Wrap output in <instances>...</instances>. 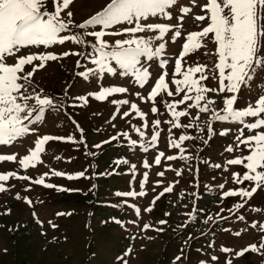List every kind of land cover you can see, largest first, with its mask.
Masks as SVG:
<instances>
[{
	"label": "rangeland",
	"instance_id": "obj_1",
	"mask_svg": "<svg viewBox=\"0 0 264 264\" xmlns=\"http://www.w3.org/2000/svg\"><path fill=\"white\" fill-rule=\"evenodd\" d=\"M108 2L109 0H73L69 10L74 14V21L79 23L95 14ZM178 3L182 6H190L193 12L200 14V9L191 4V0H178ZM173 14L175 16L177 13L174 11ZM190 16L191 14L186 16L183 21L181 31L185 36L190 31L199 30V22H195ZM149 21L167 22L162 18L151 17ZM176 22L175 19L171 21V23ZM73 31L81 30L73 29ZM119 38L121 37H105L109 41ZM86 39L94 42L92 37ZM165 42V51L160 57L153 60L141 58L144 66L148 67L152 74L149 84L163 71L159 68V61L168 60V67L171 68L181 50V39L173 43L166 36ZM158 43L160 41H153V47ZM204 43L206 47L185 57L182 61L185 67L196 63L212 67L215 56L205 53L214 52L215 46L209 40ZM48 50L57 54L63 51L90 52L91 47L66 42L64 45H53L51 49H44V51ZM78 59L87 67H95L90 61H85L81 57L70 56L59 61H49L44 68L36 72L33 86L37 92L43 90L42 96L54 98L56 107L46 111L42 121L30 126L35 128L34 132H30L11 145H0V155H17V161L0 162V174L15 172L17 176L30 177L29 180L10 177L7 182H0L4 183L7 189L5 192H0V264H125V262L127 264H199L201 260L207 261L208 264H225L228 258H232L233 264H264V255L257 252H247L237 259L233 258V253H223L220 250L222 246L237 250L253 243L259 244L260 236L264 235L259 231V224H264V187L239 209L235 205L244 203L240 197H222L223 191L251 187V182H245L243 185L232 182L230 172L243 173L244 169L241 166L225 164L226 159L242 154L239 150L234 153L226 151V147L234 143L235 129L238 125L231 121H214L211 139H208L206 131L201 132L196 127L172 129L170 134L168 132L170 125L165 121L171 119V116L161 98H157L160 102L155 105L159 108V112L152 114L151 102L142 101L135 95L137 91L141 95H146L147 84L144 88H140L131 76L108 74L100 80L95 76L84 80L77 75L84 70L76 67ZM204 83L208 87L217 86L216 81L211 78ZM262 83L264 77L250 84L253 102L261 91L259 85ZM101 85L127 87L129 91L115 94L105 101H96L89 97V103L84 106H79L81 102L73 99L86 95L87 92L97 91ZM170 87L175 86L170 85ZM66 90L67 95H65ZM240 95L238 106L243 107L249 93L242 92ZM112 99H128L130 103H136L142 111L148 113L149 121L161 120V135L155 147H150L148 152L142 150L139 143L141 138L132 130L129 120L137 126H140L142 121L134 112L130 117H123V111L130 110L128 105L119 106L120 111L116 112L117 105L110 103ZM173 99V97H163V100L167 101ZM190 119V117L181 118V122L188 123ZM205 119H208V115L201 114V120ZM73 120L83 129V133L76 128ZM113 124L115 128L112 127ZM224 128H231L232 131L227 136H220L218 133ZM124 131L129 133L131 139H136L138 144L132 146L128 140L120 137L118 140L102 144L100 148L94 147L102 141L109 140L117 132ZM144 131L146 135L143 140L147 144L150 140L151 125ZM181 134L197 137L181 145L185 149L184 155L191 156L192 159L167 161L162 158L161 165H155L154 157L160 151L165 152L166 155L179 156V150L172 149L168 145V140L178 139ZM43 135L72 136L76 141L83 136V142L50 141L45 144V151L41 153L42 162H37L35 167L23 168L18 160L29 154V149L34 148L37 137ZM199 137L208 139V143L204 144ZM89 152L95 155H88ZM243 154H246V151ZM125 159L128 164H115V161ZM145 160L151 163L150 168H144ZM204 160H207L208 164L203 163ZM216 163H221L224 167L214 168L212 165ZM131 165H136L134 171ZM169 165L171 169L182 170V175L177 176L175 171L168 168ZM54 171L66 175L55 176L52 174ZM160 171H164L163 177L157 175ZM79 172H85V176L67 179V175L75 176ZM144 172L148 173V182L143 189H140L139 181L143 179ZM41 177L46 184L51 183L55 187L47 188L33 183ZM157 181L161 183L157 185ZM220 184H224L225 187L221 189ZM168 186H172L173 191L165 193L153 205L151 203L153 198ZM141 190L147 194L136 197L116 195L117 192ZM178 192H184L185 201L175 199L174 195ZM200 193L204 196L213 195L221 201L212 208L209 199L200 202L197 196ZM28 200L31 204L27 202ZM195 205L202 218L197 217L193 228L189 227V223L186 229L191 214L190 208ZM147 207H151L152 210L145 211ZM137 208L140 209L139 215L136 213ZM57 213H65V215L58 216ZM166 213L170 215H165ZM240 215L245 217L244 221L237 220L236 217ZM209 216L212 219L209 220ZM221 217H224V225L229 231L213 233L214 243L219 248L216 253L210 252L204 256L203 251L209 252L210 242L209 234L202 236L203 232L209 227L214 232L215 220L222 219ZM161 220H165L166 223L160 224ZM49 221L56 227H52ZM246 222H257L258 227L252 228L248 225L241 229ZM145 224L150 227L144 229ZM237 231H241L239 237L233 234ZM178 255L181 256V260L175 261ZM213 255L219 260L211 261Z\"/></svg>",
	"mask_w": 264,
	"mask_h": 264
},
{
	"label": "snow or ice",
	"instance_id": "obj_2",
	"mask_svg": "<svg viewBox=\"0 0 264 264\" xmlns=\"http://www.w3.org/2000/svg\"><path fill=\"white\" fill-rule=\"evenodd\" d=\"M71 4L73 0H0V145H11L30 132H34L35 128L30 126L42 121L46 111L56 107L54 98L42 96L43 90L37 92L33 86L36 72L44 68L49 61H59L70 56L81 57L95 65V67H87L81 64L80 59L76 60V67L84 69L77 75L84 80H88L90 76L100 80L108 74L131 76L140 88H144L147 84L146 95H141L139 91L135 92V95L142 101L151 102L152 114L159 112V108L155 105L160 102L157 98H161L171 116V119L165 121L170 125L168 129L170 134L172 129L196 127L201 132L206 131L208 139H211L214 121H231L237 124L234 143L227 146L226 151L234 153L239 150L242 154L226 159L225 164L241 166L244 169L243 173L230 172L232 182L239 185L251 182V187L223 191L222 197H240L244 203H237L235 207L243 208L245 203L264 187V83L259 85L261 91L254 102L250 88L254 80L264 77V0H199V2L191 0V4L200 9V14L193 12L190 6L180 5L178 0H109L99 11L79 23L74 21V14L69 10ZM174 11L177 13L175 16ZM189 14H191L190 18L199 22V30L190 31L185 36L181 30L183 21ZM150 17L162 18L167 22H150ZM174 19L177 22L171 23ZM73 29L81 31H73ZM138 33L144 35L139 36ZM149 33L152 35L148 36ZM166 36L173 43L181 39V50L171 68L168 67V60L159 61V68L163 71L149 84L152 74L148 67L144 66L141 58L153 60L160 57L165 51ZM87 37L94 38V42L87 40ZM105 37L121 38L109 41ZM206 40L211 41L215 46L214 52L205 53L215 56L212 67L209 68L203 63L185 67L182 63L185 57L206 47L204 43ZM153 41L160 43L153 47ZM66 42L81 46L90 45L91 51H63L59 54L51 50L44 51L51 49L53 45H64ZM210 78L216 81V87H208L204 83ZM170 85L175 87L171 88ZM128 91L127 87L101 85L97 91H90L73 99L81 102L79 106H84L89 103V97L96 101H105L115 94H124ZM242 92H248L249 95L245 98L244 106L239 107L238 101ZM164 96L174 99L163 100ZM175 97L179 98L175 99ZM110 103L117 105L116 112L120 111L119 106L128 105L130 110L123 111V117H130L134 112L142 121L140 126L132 124L131 120L129 124L141 138L139 143L144 152L156 146L161 135V120L149 121L148 113L142 111L136 103H130L128 99H112ZM201 114H207L208 119L201 120ZM189 117L190 122H181V118ZM72 122L76 124L74 120ZM150 125V140L145 144L144 130L149 129ZM112 127L115 128V125L113 124ZM76 128L83 133V129L78 124ZM231 131V128H224L218 134L227 136ZM120 137H124L132 146L138 144L136 139H131L129 133L124 131L117 132L109 140L102 141L94 147L100 148L102 144L118 140ZM196 138L181 134L178 139H169L168 145L172 149H178L179 156L166 155L165 152L160 151L154 157V164L161 165L162 158L167 161L191 160V156L184 155L185 149L181 145ZM199 139H202L204 144L208 143V139L203 137ZM54 140L82 143L83 136L79 141L74 140L72 136H39L35 140L34 148L29 149V154L18 160L19 165L28 169L35 167L37 162H42L40 156L45 151V144ZM245 151L246 154H243ZM88 155L94 156L95 153L89 152ZM4 161H17V155H0V162ZM128 163L126 159L115 161L116 165ZM203 163L208 164V161L204 160ZM143 166L147 169L152 165L145 160ZM212 166L217 169L224 167L221 163ZM135 168L136 165H131L133 171ZM168 168L171 169V165ZM171 170L175 171L177 176L182 175V170ZM52 174L66 175L60 171H54ZM157 175L163 177L165 173L160 171ZM84 176L85 172H79L75 176L67 175V179ZM10 177L20 180L30 179L24 175L17 176L15 172H7L0 174V182H7ZM147 182L148 173L144 172L143 179L139 181L140 189H143ZM33 183L47 188L55 187L51 183L46 184L43 177L34 180ZM160 183V181L156 182L157 185ZM219 187L223 189L225 185L220 184ZM6 190L4 183H0V192ZM172 191V186L165 187L151 203L154 205L161 196ZM146 194L143 190L116 193L117 196L125 197ZM17 198H20L19 194ZM27 202L31 204L30 200ZM151 210V207L145 209L148 212ZM136 213L139 215V208L136 209ZM57 215H65V213H57ZM236 218L239 221L245 220L243 215ZM208 219L212 217L209 216ZM159 223L165 224L166 221L161 220ZM49 224L52 222L49 221ZM52 227L56 225L52 224ZM143 227L148 229L150 226L145 224ZM251 227L257 228V222H252ZM259 231L264 233V224H259ZM233 234L239 237L241 231ZM259 239V244L253 243L239 250L223 246L220 250L223 253H233V258L237 259L250 251L264 255V235ZM211 246L210 244L209 247ZM179 260L181 256L178 255L175 261ZM218 260L217 256H211V261ZM199 264H208V262L201 260ZM225 264H233L232 258L226 259Z\"/></svg>",
	"mask_w": 264,
	"mask_h": 264
}]
</instances>
